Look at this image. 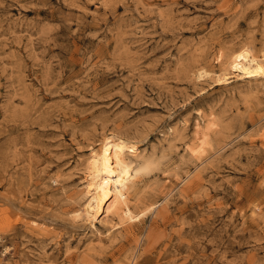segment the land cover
Returning <instances> with one entry per match:
<instances>
[{"label":"rangeland","instance_id":"obj_1","mask_svg":"<svg viewBox=\"0 0 264 264\" xmlns=\"http://www.w3.org/2000/svg\"><path fill=\"white\" fill-rule=\"evenodd\" d=\"M244 48L264 55V0H0V264H264V77L227 69ZM108 134L152 162L127 229L71 218Z\"/></svg>","mask_w":264,"mask_h":264},{"label":"bare ground","instance_id":"obj_2","mask_svg":"<svg viewBox=\"0 0 264 264\" xmlns=\"http://www.w3.org/2000/svg\"><path fill=\"white\" fill-rule=\"evenodd\" d=\"M227 69L240 78L264 77V55L255 56L248 48L233 52ZM227 78L225 73L219 75L218 80L226 81ZM100 142V146L93 149L87 158L84 182L79 193L84 201L72 210L71 218L96 226V222L105 223L103 216L109 213L113 217L116 216V220L125 224L124 229H127L132 225L130 222L140 221L154 206L150 203L145 207L136 208L134 204H130V192L138 188V178L146 173L152 162L147 158L133 160L128 157V141L121 136L108 134ZM130 146L134 148V144Z\"/></svg>","mask_w":264,"mask_h":264}]
</instances>
